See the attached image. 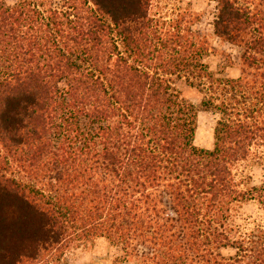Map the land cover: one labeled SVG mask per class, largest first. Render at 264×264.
I'll use <instances>...</instances> for the list:
<instances>
[{
    "label": "trees",
    "instance_id": "trees-1",
    "mask_svg": "<svg viewBox=\"0 0 264 264\" xmlns=\"http://www.w3.org/2000/svg\"><path fill=\"white\" fill-rule=\"evenodd\" d=\"M152 3L0 0V264H67L99 238L123 264H264V227L234 215L264 210V182L235 174L264 147V17L220 0L215 34L243 50L228 78ZM202 111L213 149L195 145Z\"/></svg>",
    "mask_w": 264,
    "mask_h": 264
},
{
    "label": "rangeland",
    "instance_id": "rangeland-1",
    "mask_svg": "<svg viewBox=\"0 0 264 264\" xmlns=\"http://www.w3.org/2000/svg\"><path fill=\"white\" fill-rule=\"evenodd\" d=\"M240 8L251 10L254 14L263 15L262 0H232ZM220 0H153L151 15L155 20L167 22V25L178 26L182 31L193 32L205 41L210 49L206 63L214 73H222L223 77L238 78L244 68L243 50L225 42L215 34V20L219 14ZM176 90L181 95L199 106L202 96L189 87L185 81L177 80ZM214 112H200L195 145L203 149H213L214 131L219 120ZM235 174L242 188L258 186L264 182V147H256L246 161L239 163ZM19 176V175H18ZM236 224L243 230L264 227V210L256 202L243 204L236 209ZM123 252L113 247L107 239L99 238L93 243L83 244L66 255L67 264H123ZM66 264V263H65ZM124 264H138L136 260H128Z\"/></svg>",
    "mask_w": 264,
    "mask_h": 264
}]
</instances>
